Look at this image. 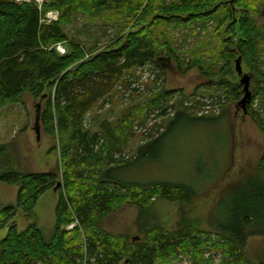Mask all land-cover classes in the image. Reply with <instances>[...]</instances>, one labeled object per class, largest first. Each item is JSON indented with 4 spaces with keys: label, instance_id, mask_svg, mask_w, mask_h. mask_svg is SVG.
Wrapping results in <instances>:
<instances>
[{
    "label": "trees",
    "instance_id": "16d2710c",
    "mask_svg": "<svg viewBox=\"0 0 264 264\" xmlns=\"http://www.w3.org/2000/svg\"><path fill=\"white\" fill-rule=\"evenodd\" d=\"M49 1L51 5L40 10L34 4L0 0V108L18 102L23 93L45 101L39 121L47 135L60 141L62 181L60 184L57 171L23 173L14 165L0 171L1 184L18 187L16 206L0 211V231L15 217L16 209L29 215L43 194L50 190L58 193L50 238L45 239L35 224L22 232L9 226L0 242V264H157L158 259L180 254L201 261L200 251L212 232L187 222L173 233L155 230L142 243L134 244L107 234L98 224L120 199L132 202V198V203L143 210L153 199L191 202L197 198L199 194L187 184L144 183L129 175L134 168L143 170L153 162L152 152L179 124L218 122L223 114L192 118L176 112L164 131L149 139L129 162L114 161L113 146H104L101 134L84 131V121L97 103L115 91L125 74L137 68L150 66L163 73L173 59L179 73L196 66L203 78L214 80L230 75L231 62L236 58L240 65L244 63L256 87L246 114L264 136V112L252 109L256 99L264 109V31L251 20L257 2L264 0ZM47 11L59 13L57 22H43ZM88 11L104 13L110 22L118 24L122 36L114 46L94 53L96 47L87 50L69 40L64 28L72 16ZM197 28L214 44L210 64L203 57L185 63L186 58L175 56L176 41L182 38L185 42L189 33L199 35ZM58 44H66L64 56L56 53ZM217 86L225 87L223 95L234 103L243 94L239 84L220 80ZM98 148L106 157L96 153ZM4 155L5 148L0 146V162ZM78 166L87 169L78 170ZM95 166H99L98 171L90 169ZM258 172H264V157L255 174L225 189L214 210L212 225L218 240L214 245L227 247L224 254L232 264H244L240 250L248 230L257 228L264 235V179L256 175Z\"/></svg>",
    "mask_w": 264,
    "mask_h": 264
},
{
    "label": "rangeland",
    "instance_id": "374dc122",
    "mask_svg": "<svg viewBox=\"0 0 264 264\" xmlns=\"http://www.w3.org/2000/svg\"><path fill=\"white\" fill-rule=\"evenodd\" d=\"M16 2L34 4L40 10L47 4L51 5L49 0ZM255 8L251 20L259 31H264V2H257ZM58 17L56 11H47L42 20L47 24L54 23ZM64 33L70 41L79 42L87 50L96 47L94 53L114 46V42L122 36L118 24L110 22L106 14L90 11L72 16ZM196 33L199 35L189 33L185 42L182 38L176 41L175 56L186 58L185 63L202 57L209 63L214 44L211 39L205 38V32L197 28ZM55 50L59 56H64L67 53L66 44H58ZM161 54L166 57L165 52ZM172 60L168 61L169 65L163 73L145 66L125 74L115 91L97 103L86 116L83 130L101 134L104 137L103 145H112L115 149L111 157L114 161L129 162L149 139L164 131L176 112L182 111L192 118L214 117L222 113L223 118L218 122L179 124L152 152L153 162L143 170L134 168L129 175L130 179L144 183L187 184L199 196L191 202L153 199L143 210L133 204L132 198L133 203L128 202V198L120 199L115 201L113 211L99 221L98 227L107 234L127 238L129 244H134L142 243L147 234L155 230L173 233L183 222H187L189 226L212 232L210 241L200 251L202 260L195 261L180 254L176 258L158 259L157 264H232V259L224 254L227 247L224 244L223 248L214 245L218 241L215 226L212 225L214 210L229 185L251 173L255 174L264 157V136L253 120L237 106L240 100L237 103L229 101L222 92L225 87H218L217 83L224 80L230 85H240L241 76L248 72L241 63L242 75H238L234 58L230 75L211 80L203 78L196 66L183 74L179 73L177 63ZM254 89L256 87L252 80L249 83L252 100ZM166 93L171 95L165 97ZM242 97L243 94L240 99ZM44 102L23 93L18 102L0 108V146L5 148L0 171L11 165L23 173L57 171L58 181L62 184L60 141L47 135L40 121L38 140L34 132L36 105L40 104L43 112ZM252 109L264 112L257 99ZM53 147L56 151L52 152ZM96 151L101 157H106L99 148ZM98 167L90 169L98 171ZM76 169L87 168L78 166ZM256 175L264 179V172ZM17 190V186L0 183V211L16 206ZM57 199L58 193L50 190L39 198L29 215L16 209L15 217L0 231V242L12 225L17 232H22L29 224H35L45 239L50 238ZM240 253L244 264H264V235L260 229L248 230Z\"/></svg>",
    "mask_w": 264,
    "mask_h": 264
},
{
    "label": "water",
    "instance_id": "95a60500",
    "mask_svg": "<svg viewBox=\"0 0 264 264\" xmlns=\"http://www.w3.org/2000/svg\"><path fill=\"white\" fill-rule=\"evenodd\" d=\"M231 2H232V0H231ZM235 71L237 72L238 75H242L240 59H237L235 61ZM249 83H250L249 76L247 74H243L241 76V80H240V86H242L243 97L237 103V106L242 108L244 114H246V106L250 103V100H251V93L249 91ZM40 111H41V105L37 104L36 105L35 128H34V132L36 134L37 140L39 139ZM58 185L59 184H57V186Z\"/></svg>",
    "mask_w": 264,
    "mask_h": 264
},
{
    "label": "built area",
    "instance_id": "2783aa9c",
    "mask_svg": "<svg viewBox=\"0 0 264 264\" xmlns=\"http://www.w3.org/2000/svg\"><path fill=\"white\" fill-rule=\"evenodd\" d=\"M73 227V225L72 226H70L68 229H71Z\"/></svg>",
    "mask_w": 264,
    "mask_h": 264
}]
</instances>
